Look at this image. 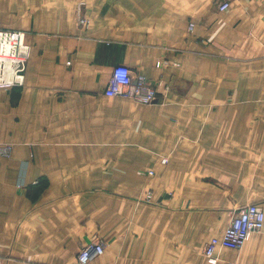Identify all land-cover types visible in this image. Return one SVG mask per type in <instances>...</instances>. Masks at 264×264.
<instances>
[{"label": "crops", "instance_id": "crops-1", "mask_svg": "<svg viewBox=\"0 0 264 264\" xmlns=\"http://www.w3.org/2000/svg\"><path fill=\"white\" fill-rule=\"evenodd\" d=\"M217 1L0 0L30 45L0 87L2 264H72L92 236L84 264H264L262 229L200 252L238 206L264 218V0ZM116 64L170 88L107 95Z\"/></svg>", "mask_w": 264, "mask_h": 264}, {"label": "built area", "instance_id": "built-area-1", "mask_svg": "<svg viewBox=\"0 0 264 264\" xmlns=\"http://www.w3.org/2000/svg\"><path fill=\"white\" fill-rule=\"evenodd\" d=\"M77 6V18L81 25H87L89 20L81 15L80 8L83 2ZM231 0H218V10L227 9ZM193 21L188 24V30L193 27ZM23 31L16 28H0V87L22 85L25 79V66L29 56L30 45L22 37ZM167 60H160L166 63ZM67 63H70L68 60ZM108 85L104 89L107 95H122L129 97L134 102L151 103L157 97H164L170 86L161 79L150 80L143 73L134 72L126 64L113 66ZM162 87V88H161ZM10 143L0 142V154H7ZM150 172V171H149ZM148 198V193L145 194ZM228 222L222 228L219 235H210L202 244L200 252L210 261L215 260L214 250L219 247L239 248L250 231L262 229L264 231V218L262 206L258 202H249L238 206L228 218ZM104 242L92 236L90 241L82 244L75 252L72 264H84L93 255L100 253ZM0 264L2 258L0 254ZM225 264H238L234 260H227ZM241 264V263H240Z\"/></svg>", "mask_w": 264, "mask_h": 264}]
</instances>
